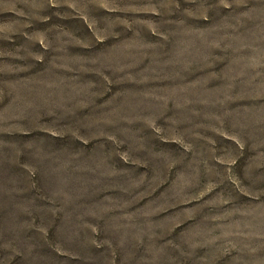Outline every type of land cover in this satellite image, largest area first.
<instances>
[{
    "label": "rangeland",
    "instance_id": "374dc122",
    "mask_svg": "<svg viewBox=\"0 0 264 264\" xmlns=\"http://www.w3.org/2000/svg\"><path fill=\"white\" fill-rule=\"evenodd\" d=\"M0 264H264V0H0Z\"/></svg>",
    "mask_w": 264,
    "mask_h": 264
}]
</instances>
